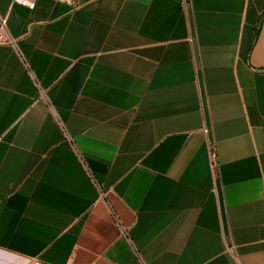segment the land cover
Segmentation results:
<instances>
[{"label": "crops", "instance_id": "obj_1", "mask_svg": "<svg viewBox=\"0 0 264 264\" xmlns=\"http://www.w3.org/2000/svg\"><path fill=\"white\" fill-rule=\"evenodd\" d=\"M33 1L0 0V264H264V0Z\"/></svg>", "mask_w": 264, "mask_h": 264}, {"label": "built area", "instance_id": "obj_2", "mask_svg": "<svg viewBox=\"0 0 264 264\" xmlns=\"http://www.w3.org/2000/svg\"><path fill=\"white\" fill-rule=\"evenodd\" d=\"M13 2L15 4L27 7L31 10H33L36 6L35 1L33 0H13ZM7 25H8L7 17H0V44L8 45L15 48L18 45V41L7 32ZM213 159L215 164L216 162L215 154H213ZM33 264H45V263L36 261Z\"/></svg>", "mask_w": 264, "mask_h": 264}]
</instances>
